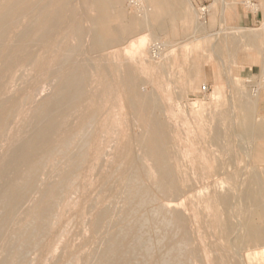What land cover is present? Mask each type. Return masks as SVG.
I'll list each match as a JSON object with an SVG mask.
<instances>
[{"label":"rangeland","instance_id":"374dc122","mask_svg":"<svg viewBox=\"0 0 264 264\" xmlns=\"http://www.w3.org/2000/svg\"><path fill=\"white\" fill-rule=\"evenodd\" d=\"M172 1L177 0H142L137 5L119 0L113 8L120 16L110 18L108 24L92 5L95 0H23L16 5L9 34L0 47V102L12 104L14 99L15 105L1 114L7 123L0 133V190L10 191L2 208L9 232L0 240V260L7 264H98L105 239L118 235L126 250L120 264H264L263 259L248 258L252 250L264 248L250 242L248 227L264 231V192L259 190L264 191L259 184L264 183L260 94L249 78L238 74L234 53L228 56L224 48L219 52L234 36H204L209 26L199 19L198 3L185 0L181 15L169 4ZM42 10L55 26L46 23L50 27L44 24L38 33L39 27L34 26ZM226 16L231 19L234 13ZM124 24L132 32L123 33ZM28 25L34 32L26 40L29 44L23 45L18 35ZM96 27L100 34L95 35L101 40L109 39L113 29L121 32L111 45H102L93 38ZM155 40L165 44L159 58L150 52ZM17 45L22 48L20 54L15 52ZM27 45L31 48L26 52ZM35 56L38 61L34 62ZM27 59L32 63L24 64ZM58 59L65 61L60 60L64 63L59 66ZM213 65H218L224 82L214 92L213 86L203 90L207 85L203 69ZM69 71L66 77H71L72 85L66 89V80L62 81ZM136 90L157 101V107L147 106ZM46 105H51V112L40 127L37 117ZM155 116L164 124L170 165L185 180L178 194L164 192L159 184L152 150ZM250 126L260 128L258 137L242 135ZM54 188L59 193L54 195L57 201L43 232L38 230V213ZM251 190L255 191L252 199L247 198ZM19 194L25 196L22 202H18ZM215 194H227L229 204H218ZM174 207L182 213V223L175 221L178 211ZM102 213V221L95 225L93 221ZM32 223L34 229L23 237L21 232Z\"/></svg>","mask_w":264,"mask_h":264},{"label":"bare ground","instance_id":"6f19581e","mask_svg":"<svg viewBox=\"0 0 264 264\" xmlns=\"http://www.w3.org/2000/svg\"><path fill=\"white\" fill-rule=\"evenodd\" d=\"M23 0H0V47L4 44V42H5V39H6V37L8 36V34H9V23H10V18H11V15H12V13L14 12V9H15V7H16V5L17 4H19V3H21ZM53 1V0H52ZM119 0H95V2H93V4L92 5H94L96 8H97V10H100L101 11V18H103L104 20H105V22H106V24H108L109 23V20H110V18H115V17H119L120 16V14L118 13V11H116L115 10V8H113V4L114 3H117ZM142 1V0H141ZM161 1V0H160ZM169 1V0H168ZM178 1V0H177ZM63 2H65V1H63ZM66 2H68V1H66ZM65 2V3H66ZM178 2H182V0H179ZM185 2V0H183V3ZM172 3H173V1H172ZM169 4H170V2H169ZM182 4V3H181ZM65 5V4H64ZM171 5V4H170ZM173 5V4H172ZM171 5V6H172ZM175 5V4H174ZM49 6V5H48ZM47 6V7H48ZM53 6V5H52ZM185 6V5H184ZM172 8V7H171ZM48 9V8H47ZM46 9V10H47ZM173 9V8H172ZM165 10H166V8H165ZM31 11V10H30ZM37 11V10H36ZM49 11V10H48ZM56 11V10H55ZM35 11H34V16H35ZM49 12H47V14H48ZM53 13H55L54 12V10H53ZM58 14V13H57ZM100 14V13H99ZM163 14V13H162ZM45 15H46V13H45V10H42V13L40 12V15H39V18L38 19H36L37 21L35 22V28L36 27H39V28H37V32L38 33H40V31H39V29H41L42 28V30L41 31H43L44 29V24H46V23H51V26L52 27H54L55 26V22H52V20H48L47 18H45ZM52 15V14H51ZM48 16H50V13H49V15ZM59 16V15H58ZM99 16V15H98ZM97 16V18L96 19H99V17ZM23 17H28V16H26V15H24ZM52 17H53V15H52ZM154 17V16H153ZM20 18H21V16H20ZM36 18V17H35ZM49 18V17H48ZM146 18V17H145ZM23 19V18H22ZM29 19V18H28ZM55 19V18H54ZM95 18H94V20H96ZM156 19V18H155ZM17 21V20H16ZM29 21H31L32 22V24H33V21L32 20H29ZM56 21H58V20H56ZM156 21L158 22V20L156 19ZM59 22V21H58ZM97 23V22H96ZM98 24V23H97ZM160 24V23H159ZM48 24H46L45 25V28H48V27H50V25L49 26H47ZM43 26V27H42ZM57 27V26H56ZM161 27V26H160ZM19 28V27H18ZM77 28V27H76ZM52 29H54V28H51V30ZM56 29V28H55ZM77 29H79V28H77ZM32 30V26H26L20 33H19V43H22V42H24L23 43V45L24 44H26L28 41H26V40H28L27 38H28V36H30V34H31V31ZM48 31H49V29H47ZM46 30V31H47ZM57 30V29H56ZM80 30V29H79ZM79 30H75L76 32H78L79 33ZM121 30V29H120ZM131 31L132 32V27L130 26V25H128L127 26V24H124L123 25V29L121 30L123 33L126 31ZM134 30V29H133ZM36 31V30H35ZM97 27H96V29L94 30V36H93V38H95L96 37V39H97V42L98 43H100V44H102V45H106V44H108V45H111V44H109V43H113V41H115L116 40V38L118 37V32H121V31H119V29H118V31L117 30H112V35H111V37L109 38V39H106V40H101L100 38V36H96L95 35V32L97 33ZM34 32V31H33ZM32 32V33H33ZM54 32V31H53ZM38 33H34V34H36L37 35V37L39 36L38 35ZM43 33V32H42ZM34 34H32V36L31 37H33V36H35ZM97 34H100V33H97ZM122 34V33H121ZM102 36V35H101ZM113 36H115V37H113ZM37 37H34V38H36L37 39ZM47 37H48V35H47ZM122 37V36H121ZM33 38V39H34ZM44 38H45V36H44ZM104 38V37H103ZM9 39V38H8ZM35 39V40H36ZM96 39H93V40H95L96 41ZM118 39V38H117ZM32 40V39H31ZM42 40V39H41ZM47 40V39H46ZM139 40V43H141V45H143L144 44V39L143 38H140V39H138ZM30 42V41H29ZM29 42H28V44H29ZM35 42V41H34ZM45 42V41H44ZM9 43V42H8ZM95 42L93 41V44H94ZM138 43V44H139ZM10 44H12V43H9V45ZM20 46H21V44H20ZM43 46H44V44H43ZM5 47V46H4ZM17 48V51H15V52H18V54H20V49H21V52H22V48L20 47H18V45L16 46ZM24 47H26V52H27V50H29L30 48H28V45L27 46H24ZM96 47H98V46H96ZM101 47V46H100ZM2 48H3V46H2ZM9 48V47H8ZM6 49V48H5ZM16 49H14V50H16ZM19 49V50H18ZM92 50V49H91ZM23 51H24V49H23ZM74 51L76 52L77 51V49L76 48H74ZM74 51H72V53H74ZM14 53V52H13ZM12 53V54H13ZM72 53H70V54H72ZM3 54V53H2ZM11 54V53H10ZM12 54H11V56H12ZM22 54V53H21ZM14 55V54H13ZM17 55V54H16ZM27 55V54H26ZM10 55H8V57H9ZM23 56V55H22ZM30 56V55H29ZM33 55H31V57H32ZM19 57H20V55H19ZM27 57V56H26ZM26 57H23L24 59H26ZM68 57H70V56H68ZM7 58V57H6ZM17 58H18V56H17ZM29 58V57H28ZM34 58V57H33ZM35 58H36V56H35ZM34 58V59H35ZM16 59V58H15ZM33 59V60H34ZM66 59V58H65ZM68 59V58H67ZM29 59H27V61L26 60H24V62H26V63H24V64H27V62H29L28 61ZM38 61V58H36L35 60H34V62L35 61ZM59 60V59H58ZM60 60H64V59H60ZM60 60L58 61V65L60 66L62 63H64V61H62L61 63H60ZM22 61V60H21ZM14 62V61H13ZM16 62V61H15ZM17 62H20L19 60L17 61ZM33 62V63H34ZM30 63H32V61H30L29 62V64ZM0 64H1V62H0ZM24 64H22V63H20V65H24ZM5 65V64H4ZM57 65V66H58ZM17 66H19V65H17ZM5 67V66H4ZM6 67H7V69L9 68L7 65H6ZM64 68V67H63ZM77 68H79V65H78V67ZM76 69V68H75ZM13 70V69H12ZM21 70V69H20ZM24 70V69H23ZM58 71L57 72H59L60 73V71L62 70V68L59 70V69H57ZM64 70V69H63ZM8 71H10V70H8ZM75 71V70H74ZM77 71V70H76ZM76 71L75 72H73L72 71V74H74V78H73V75H72V78L74 79V81H75V73H76ZM133 72V71H132ZM16 73H18L17 71H16ZM64 73V72H63ZM68 73H70V71L69 72H67V75L65 74V76H64V74H62L61 73V75H63L64 76V80L62 81L63 83H64V81H65V83H66V89H67V84H71L72 85V83H69V80L68 79H70L71 77V74H70V78H67L66 76H68ZM79 73H80V71H79ZM134 73V72H133ZM12 74V73H11ZM58 75H60V74H58ZM59 77L60 76H58V80H61V78L59 79ZM65 77L67 78V79H65ZM78 77V76H77ZM63 78V77H62ZM132 78V77H131ZM78 79H79V77H78ZM78 79H77V82H78ZM82 79V78H81ZM57 80V81H58ZM84 81H85V79H83ZM237 80V79H236ZM71 82V81H70ZM76 82V81H75ZM81 82V81H80ZM58 83H60V81H58ZM57 83V84H58ZM129 83H130V80H129ZM70 85V86H71ZM73 85H74V82H73ZM240 85H241V83H240ZM60 86V85H59ZM65 86V85H64ZM84 86V85H83ZM205 86V85H204ZM204 86H203V90H205L204 89ZM63 87V86H62ZM81 87H82V85H81ZM134 87V86H133ZM2 88H4V85L2 86ZM78 88V87H77ZM129 88H130V86H129ZM1 89V88H0ZM72 89H73V87H72ZM79 89V88H78ZM81 89V88H80ZM207 89H208V87H207V85H206V91H207ZM2 90H4V89H2ZM77 90V89H76ZM82 90V89H81ZM63 91V90H62ZM69 91V93H70V90H68ZM76 92V91H75ZM74 92V93H75ZM82 92V91H81ZM1 93V92H0ZM61 93V92H60ZM136 93H138V95H140V97H141V99L144 101V103L147 105V106H150L152 109L153 108H155V107H157V101L156 102H154V99H152L150 96H148V95H143V94H141V93H139V91L138 90H136ZM15 96V95H14ZM54 96H55V93H54ZM59 96V95H58ZM70 96V95H69ZM74 96V95H73ZM80 96H81V94H80ZM80 96H79V98L78 99H80ZM19 97V96H18ZM22 97V96H21ZM51 97V96H50ZM76 97V96H75ZM3 98V97H2ZM9 98V97H8ZM16 98H17V95H16ZM52 98V97H51ZM70 98V97H69ZM0 99H1V96H0ZM20 99V98H19ZM55 99V98H54ZM57 99V98H56ZM62 99V98H61ZM78 99L76 100V102L75 103H77V101H78ZM6 100V99H5ZM14 100V99H13ZM13 100H12V104H9V101H1L0 102V133L1 132H4V131H2V130H4L5 128H6V123L4 122V119L2 118V116H1V114H4L5 112H7L8 110H10V109H12L13 108V110H14V107H15V105H13ZM24 100H26V99H24ZM16 101H18V99L16 100L15 99V102L14 103H16ZM21 101H23V98L21 99ZM52 101H53V98H52ZM74 101V100H73ZM19 102V101H18ZM17 102V103H18ZM24 102V101H23ZM22 102V103H23ZM50 102V101H49ZM58 102V101H57ZM17 103H16V105H17ZM61 103V102H60ZM70 103V102H69ZM42 104H44L43 102H42ZM46 104V103H45ZM52 105V104H51ZM51 105H46V106H44V108L41 110V112H39L40 114H39V116L37 117V116H35V117H37V118H41V122H40V124L42 123V125H40V127L41 126H43L44 124H43V121L44 120H48V118H47V116L50 114V112H51ZM18 106V105H17ZM22 106V105H21ZM39 107V109H41V107H40V105H38ZM69 106H71L70 104H69ZM18 107H20V104H19V106ZM42 107H43V105H42ZM17 108V107H16ZM15 108V109H16ZM60 108H62V107H60ZM70 109H71V107H69ZM19 109V108H18ZM69 109V110H70ZM63 110V109H62ZM248 110V109H247ZM39 111V110H38ZM57 111V110H56ZM58 111H60V109L58 108ZM4 112V113H3ZM33 112V111H32ZM62 112V111H61ZM67 112H68V107H67ZM56 113V112H55ZM37 114V113H36ZM52 115V114H51ZM56 115V114H55ZM157 116V115H156ZM156 116L153 118V126H154V128L153 129H155V133H156V137H155V140H154V149H152V150H154L155 151V153L154 154H156L155 155V158H156V163H157V166H158V171H159V174H160V185L162 186V189H164L165 191L164 192H166V193H168V194H171V195H173V194H178L181 190H183V186H184V183H185V180L184 179H180V177H179V174H180V170L177 168V167H172L171 165H170V159L172 158V154H171V151H170V146H169V144H168V141H167V138H165V133H163V129H162V127H164V124H162L161 125V123L156 119ZM9 117V116H8ZM18 117V116H17ZM42 117H45V119H42ZM51 117V116H50ZM55 117V116H54ZM59 117V116H58ZM58 117H57V119H58ZM53 118V117H52ZM158 118V117H157ZM36 119V118H35ZM55 119V118H54ZM38 121H39V119H37ZM34 121V122H38V121ZM43 120V121H42ZM13 122V121H12ZM39 123V122H38ZM37 123V124H38ZM58 123V122H57ZM34 125V124H33ZM47 125V124H46ZM151 125V124H150ZM71 126V125H70ZM9 127V126H8ZM44 127V126H43ZM38 129H39V127H38ZM55 129V128H54ZM70 129V128H69ZM154 131V130H153ZM164 131H165V129H164ZM36 132V131H35ZM32 133H33V131H32ZM40 133V132H39ZM167 133V132H166ZM37 134V132L35 133V135ZM49 134V133H48ZM248 135V137L249 138H255V137H258L259 136V134H260V128L258 127V126H250V127H247L245 130H243L242 131V135ZM40 135V134H39ZM38 136V135H37ZM43 136V135H42ZM84 137V136H83ZM31 138V137H30ZM30 138H27V139H29L30 140ZM32 138H33V134H32ZM35 139V138H34ZM70 140V139H69ZM21 141V140H20ZM44 141V140H43ZM153 141V140H152ZM24 142H26V140H24ZM49 142H50V140H49ZM29 143H30V141H29ZM29 143H27V146H28V144ZM33 143V142H32ZM36 143V142H35ZM231 143V142H230ZM47 144H48V142H47ZM85 144V143H84ZM112 144V143H111ZM86 145H88V144H86ZM17 146V145H16ZM23 146H24V144H23ZM32 145H30V147H31ZM41 146H42V144H41ZM68 146V145H67ZM71 146V145H70ZM12 147V146H11ZM21 147V146H20ZM39 147V146H38ZM33 146H32V149H31V151L33 150ZM63 148V147H62ZM15 149H16V147H15ZM30 149V148H29ZM82 149V148H81ZM80 149V150H81ZM13 150V149H12ZM35 150V149H34ZM84 150V149H83ZM85 150H86V148H85ZM24 151V150H23ZM30 151V152H31ZM38 151V150H37ZM36 151V152H37ZM82 151V150H81ZM19 152V151H18ZM33 152H35V151H33ZM82 152H86V151H82ZM22 153V152H21ZM27 154V153H26ZM26 154H24V155H26ZM75 154V153H74ZM31 155V154H30ZM22 156V155H21ZM7 158V157H6ZM22 158H24V157H21V159ZM31 157H29V159H30ZM28 159V160H29ZM26 160H27V158H26ZM27 160V161H28ZM155 160V159H154ZM24 161V160H23ZM32 162V161H31ZM35 162V161H34ZM19 163V162H18ZM29 163H30V161H29ZM212 163V165L211 166H213V162H211ZM18 165V164H17ZM30 165H31V163H30ZM53 165V164H52ZM14 168V167H13ZM257 169V168H256ZM263 170V169H262ZM31 174L29 173L28 174V177L30 176ZM227 177V176H226ZM159 178V177H158ZM128 181V180H127ZM134 181V180H133ZM257 181L258 182H261V180L258 178L257 179ZM264 182V181H263ZM12 184V183H11ZM27 184V183H26ZM223 184V183H222ZM260 184V187L262 186H264V183H259ZM13 185H14V183H13ZM12 185V186H13ZM160 185H159V188H161L160 187ZM15 186V185H14ZM133 186V185H132ZM222 186V185H221ZM1 188H2V186H0ZM223 187V186H222ZM137 188H138V186H137ZM140 188V187H139ZM264 188V187H263ZM56 188H54V190H52V192H50V200L48 201V203H46L45 205H44V207L41 209V211L38 213V218L39 219H41L40 220V223H38V221H37V223H38V225H39V227H38V230H40V231H43V232H45V230H47V227H48V222H47V219H48V215H50L49 213H50V211L51 210H53L54 211V209H52V207H54L53 206V204H54V202H56L55 201V199H56V195H55V193H59L58 192V190H55ZM74 189V188H73ZM134 189V188H133ZM141 189V188H140ZM223 189H224V187H223ZM15 190V188L13 189V191ZM230 190V189H229ZM259 190H261L262 192H264L263 190H262V188H260ZM9 191H10V189H9ZM9 191H2L1 192V190H0V240H2L3 239V237L6 235V233H7V231H8V227H9V219L7 218V216L5 215V213L3 212L4 211V209L2 210V208L4 207L5 208V206H7L6 205V201H7V196H8V192ZM17 191H18V189H17ZM36 191V190H35ZM60 191V190H59ZM139 191V190H138ZM162 192H163V190H161ZM252 191V190H251ZM261 191H259V192H261ZM15 192V191H14ZM13 192V193H14ZM61 192V191H60ZM141 192V191H140ZM253 192H255V191H252V192H247V198L249 197V198H254L255 197V193H253ZM63 193H64V190H63ZM66 193V192H65ZM136 193L138 194L139 192H137L136 191ZM134 194H135V191H134ZM141 194H142V192H141ZM55 195V196H54ZM59 195V194H58ZM60 195H62V192L60 193ZM136 195V194H135ZM213 195V194H212ZM13 196V195H12ZM19 196H20V194H19ZM65 196V195H64ZM141 196V195H140ZM214 196V195H213ZM62 197V196H61ZM133 198H134V196H132ZM24 198H25V196L24 195H22V196H20L19 198H18V202H22L23 200H24ZM58 199H60L59 197H57ZM137 198H139V197H137ZM141 198V197H140ZM229 197H228V195L226 194V195H218V196H216V194H215V198H213V200H215L216 202H218V204H222V205H227V204H229ZM141 200V199H140ZM212 200V203L214 202ZM256 200V199H255ZM59 202V201H58ZM57 204V203H56ZM55 204V208H56V206H58V204L56 205ZM254 204H255V202H254ZM256 204L257 205H259L260 203H259V201L257 200V202H256ZM170 205V204H169ZM175 206H176V204H175ZM173 207V206H172ZM177 207V206H176ZM9 208V207H8ZM164 208V207H163ZM169 208H170V206H169ZM161 209V208H160ZM174 209H176L177 210V208H175L174 207ZM10 210V209H9ZM56 210V209H55ZM173 210V209H172ZM176 210L174 211V213L176 212ZM128 211L129 210H127V214H128ZM178 212H176L173 216H175L174 217V219H175V221H177L178 223H182V220H183V215H182V213L181 212H179V210H177ZM261 211H262V213H264V210L263 209H261ZM54 213V212H53ZM129 213H130V211H129ZM126 214V213H125ZM129 215V214H128ZM104 216V213H102V214H99L96 218H95V221H93L94 222V224L96 225V224H99L101 221H102V217ZM173 216H172V218H173ZM125 217V216H124ZM127 217V216H126ZM164 218V217H163ZM127 219V218H126ZM165 219V218H164ZM34 220V219H33ZM49 220V219H48ZM35 221V220H34ZM126 221V220H125ZM171 221V220H170ZM36 222V221H35ZM121 223H122V220H121ZM172 223V222H171ZM50 224V223H49ZM176 224V223H175ZM222 224V223H221ZM225 224V223H224ZM67 225H69V223L67 224ZM169 225V224H168ZM36 226V225H35ZM107 226V225H106ZM167 226V225H166ZM183 226V225H182ZM29 228L28 229H26L25 231H23V232H21V235L24 237V235H28V231H30V230H32V229H34L33 227H34V224L32 223V225H30V226H28ZM173 227V226H172ZM172 227H170V228H172ZM249 227V233H250V242H253L254 243V245H264V231L261 229V230H259L258 228H256V227H254V226H252V225H249L248 226ZM61 228V227H60ZM98 228H99V225H98ZM168 228V227H167ZM170 228L168 229V230H170ZM62 231V230H61ZM9 232V231H8ZM60 232V231H59ZM39 233V232H38ZM162 234V233H161ZM150 235V234H149ZM32 236V235H31ZM35 236V235H34ZM155 236V235H154ZM143 237V236H142ZM156 237H157V235H156ZM170 237V236H169ZM174 237V236H173ZM248 237V238H249ZM37 238V237H36ZM247 238V239H248ZM28 239V238H27ZM35 239V238H34ZM160 239V238H159ZM106 240V241H105ZM105 240H103V242L105 243V246H104V249H103V251L100 253V251H98L102 256H103V258H102V260H100L99 259V261H98V264H120L119 263V258H122L121 256L123 255V253L125 254V251L126 250H123V242H122V240H121V236H118V235H116V236H114V237H112V238H108V239H105ZM129 240V239H128ZM148 240V239H147ZM169 240V239H168ZM172 240V239H171ZM132 241V240H131ZM17 242V241H16ZM40 242H41V240H40ZM60 242V241H59ZM253 243L251 244V245H253ZM147 245V244H146ZM163 245V244H162ZM132 246V245H131ZM137 247V246H136ZM139 247V246H138ZM137 247V248H138ZM148 247V246H147ZM256 247V246H255ZM257 247H259V246H257ZM20 248V247H19ZM142 248V247H141ZM144 248H145V246H144ZM161 248V247H160ZM253 248V247H252ZM21 249V248H20ZM151 249V248H150ZM166 249V248H165ZM254 249V248H253ZM140 250V249H139ZM260 250V249H259ZM144 251H145V249H144ZM165 251V250H164ZM261 251V250H260ZM225 252V251H224ZM27 253V252H26ZM146 253V252H145ZM160 252H158V254H159ZM165 253V252H164ZM153 254V253H152ZM227 254V253H226ZM225 254V255H226ZM141 255V254H140ZM148 255V254H147ZM24 256H26V255H24ZM144 256V255H143ZM124 257H126V255L124 256ZM221 257V256H220ZM128 258V257H127ZM248 258L251 260H253V259H259V260H261V259H263L264 260V248H263V250L261 251V252H259L258 250H252L249 254H248ZM18 260V259H17ZM121 260H123V259H121ZM140 260V259H139ZM156 260V259H155ZM219 263V262H218ZM0 264H7V260H5V259H2V260H0ZM220 264V263H219Z\"/></svg>","mask_w":264,"mask_h":264},{"label":"crops","instance_id":"0c3cea01","mask_svg":"<svg viewBox=\"0 0 264 264\" xmlns=\"http://www.w3.org/2000/svg\"><path fill=\"white\" fill-rule=\"evenodd\" d=\"M195 1L197 5L210 4L212 9L207 22L209 27L204 36H234L228 39L226 46H220L219 52L221 54L223 48L228 56L233 52L238 74L249 78L257 88L260 94L258 108L264 125V0ZM190 2L192 3V0ZM170 4H173L181 15L185 13L187 4L183 3V0ZM228 13H234V17L230 19L226 16ZM215 20L216 22H213ZM203 74L209 90L212 86L213 92L224 87L218 65L205 66Z\"/></svg>","mask_w":264,"mask_h":264},{"label":"built area","instance_id":"2783aa9c","mask_svg":"<svg viewBox=\"0 0 264 264\" xmlns=\"http://www.w3.org/2000/svg\"><path fill=\"white\" fill-rule=\"evenodd\" d=\"M128 1L131 5H137L141 2V0H128ZM249 3L250 2H248V4ZM131 5L130 7H132ZM211 11L212 9L210 7V4L197 5V13H198L199 19L204 24H207ZM164 49H165V44L160 40H155L150 44V52L153 57L159 58L163 54ZM204 89L206 90V85L204 86ZM207 90H209V88Z\"/></svg>","mask_w":264,"mask_h":264}]
</instances>
